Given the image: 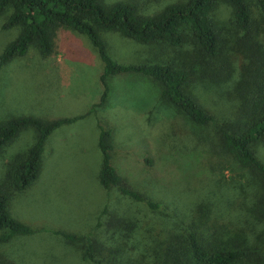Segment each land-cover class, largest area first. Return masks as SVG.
I'll return each instance as SVG.
<instances>
[{
  "label": "trees",
  "instance_id": "1",
  "mask_svg": "<svg viewBox=\"0 0 264 264\" xmlns=\"http://www.w3.org/2000/svg\"><path fill=\"white\" fill-rule=\"evenodd\" d=\"M100 1L0 0V14L6 12L2 28L17 30L0 50V66L26 55L30 48L41 56L51 55L60 27L84 34L103 63L104 91L92 109L106 101L107 75L128 71L147 75L159 87L162 100L199 126L213 125L224 160L210 162L209 168H224L223 162L229 160L235 163L246 178L240 187L245 202H233L237 215L229 220L218 214L221 204L217 207L204 200L194 203L186 214L177 215L173 209V226L166 222L145 244H135L128 234L116 235L123 217L106 207L100 218L105 217L102 223L108 235L102 230L99 235H81L33 228L11 216L10 199L36 180L44 143L52 131L85 114L51 120L32 115L9 118L0 122V153L20 130L30 127L35 134L30 146L8 160L0 172V264H24L4 246L16 235L49 230L68 242L83 244L82 258L93 264H264V163L255 154V146L264 142V0H178L148 15L129 1L107 8ZM220 4L230 9L232 25L225 34L214 16ZM105 31L146 45L163 44L167 52L144 64L117 63L107 53ZM198 87L213 97L212 104L223 103L228 110L218 127L210 109L195 96ZM98 128L100 185L158 209L156 202L121 181L111 164V132L101 125ZM102 223L99 220L96 226Z\"/></svg>",
  "mask_w": 264,
  "mask_h": 264
},
{
  "label": "rangeland",
  "instance_id": "2",
  "mask_svg": "<svg viewBox=\"0 0 264 264\" xmlns=\"http://www.w3.org/2000/svg\"><path fill=\"white\" fill-rule=\"evenodd\" d=\"M119 1L134 3L140 13L148 15L178 0L100 3L107 8ZM5 16L6 12L0 14V50L17 32L2 28ZM214 16L224 34L227 29L230 32L229 7L220 4ZM65 30H57L51 55L41 56L30 48L26 55L0 66V122L23 115L51 120L85 114L57 127L47 137L38 176L28 188L13 193L11 216L33 228L99 235L106 229L102 223L105 217L100 218L106 207L123 217L116 235L128 234L130 241L145 244L155 230H163L166 222H172L173 209L177 215L186 214L198 201L213 202L217 207L221 204L218 214L224 220L237 215L233 202L244 200L240 187L246 178L230 160L223 162L224 168H209L210 162L224 160L213 125L193 123L159 97L154 81L135 71L107 75L106 101L92 109L104 91L100 80L103 63L85 35ZM102 38L108 55L117 63L144 64L167 52L163 44H142L113 31L103 32ZM195 93L210 109L218 127L229 115L228 110L223 103L212 104L213 97L202 87ZM98 125L111 132V164L121 181L156 202L158 209L151 210L143 202L117 190L108 192L100 185ZM34 134L30 127L19 131L0 153V172L8 160L30 146ZM255 154L264 163V142L255 146ZM99 220L102 224L96 226ZM50 230L16 235L4 246L24 264H93L82 258L83 244L68 242Z\"/></svg>",
  "mask_w": 264,
  "mask_h": 264
},
{
  "label": "crops",
  "instance_id": "3",
  "mask_svg": "<svg viewBox=\"0 0 264 264\" xmlns=\"http://www.w3.org/2000/svg\"><path fill=\"white\" fill-rule=\"evenodd\" d=\"M73 31V32H76V31H74V30H72V29H69V28H66V30L65 31ZM76 33H78V32H76ZM81 34V33H80ZM82 35H84V34H82ZM85 37V36H84ZM86 39H87V37H86ZM89 41V40H88Z\"/></svg>",
  "mask_w": 264,
  "mask_h": 264
}]
</instances>
